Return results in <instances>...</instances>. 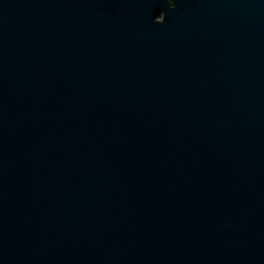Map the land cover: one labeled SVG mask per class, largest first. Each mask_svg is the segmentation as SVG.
Here are the masks:
<instances>
[{
	"label": "water",
	"instance_id": "1",
	"mask_svg": "<svg viewBox=\"0 0 264 264\" xmlns=\"http://www.w3.org/2000/svg\"><path fill=\"white\" fill-rule=\"evenodd\" d=\"M0 0V264H264V0Z\"/></svg>",
	"mask_w": 264,
	"mask_h": 264
},
{
	"label": "flooded vegetation",
	"instance_id": "2",
	"mask_svg": "<svg viewBox=\"0 0 264 264\" xmlns=\"http://www.w3.org/2000/svg\"><path fill=\"white\" fill-rule=\"evenodd\" d=\"M180 0H159L155 14V20L161 21L164 19V9L174 8Z\"/></svg>",
	"mask_w": 264,
	"mask_h": 264
}]
</instances>
